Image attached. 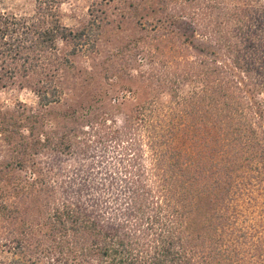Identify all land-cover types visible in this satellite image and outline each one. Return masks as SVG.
Returning a JSON list of instances; mask_svg holds the SVG:
<instances>
[{"label": "trees", "instance_id": "obj_1", "mask_svg": "<svg viewBox=\"0 0 264 264\" xmlns=\"http://www.w3.org/2000/svg\"><path fill=\"white\" fill-rule=\"evenodd\" d=\"M163 5V59L151 47L147 63L154 94L121 125L49 114L62 103L58 74L69 61H56L59 41L72 54L94 48L99 18L72 29L0 11V69L38 76L40 106L0 107L1 135L20 155L0 162V264H264V221L240 224L231 202L239 191L227 185L238 172L264 179V0ZM93 138L115 149L112 168L94 176L83 170L93 162L68 174L36 158L43 149L87 155ZM224 183L219 221L195 234L198 201Z\"/></svg>", "mask_w": 264, "mask_h": 264}, {"label": "rangeland", "instance_id": "obj_2", "mask_svg": "<svg viewBox=\"0 0 264 264\" xmlns=\"http://www.w3.org/2000/svg\"><path fill=\"white\" fill-rule=\"evenodd\" d=\"M172 5L173 3L169 4ZM163 6V0H0L2 12L18 17L57 18L61 24L72 29L87 25L95 16L101 20L100 28L96 30L94 48L79 49L76 54H72L74 51L70 44L59 41V57L56 61L64 58L69 61L62 64L58 74L57 84L62 89V103L56 104L54 109H48L51 119L60 112L78 111L80 115L86 116L85 120H89L86 123H99L106 116L111 125L123 124L133 106L148 100L154 94L153 79L147 78L150 70L147 63L150 51L154 53V49L149 50L151 47L160 48L159 51L155 50L163 59ZM165 27L167 31L169 28L174 29L175 25ZM177 28L186 35L190 34V29L184 22H180ZM183 38L179 37V41L178 38L175 39V43L178 44ZM20 63H23V59L18 61ZM1 64L3 62L0 59ZM157 66L160 68L159 62ZM11 70L9 65L5 71L0 69L2 110L6 106L12 110L21 103L34 108L40 107L33 87L39 77H24L22 73L13 77ZM168 98V92L159 94L161 100ZM106 112L109 114L106 115ZM58 117L62 119L60 114ZM54 127L55 124L49 122L46 128L54 133ZM3 136L0 132V162L6 164L20 155ZM88 144L87 155L60 154L51 149H43L36 158L56 164L68 174L83 169L81 166L85 162H93V168L83 169L84 172L91 171L93 176L97 171H105L108 166L112 168L115 155L113 142L100 144L93 138ZM207 154L210 155V152ZM24 158L29 159V156ZM15 173L23 177L26 175L25 171ZM212 176L215 178L217 174ZM227 181L228 186L231 184L237 187L236 193L239 191L231 202L235 206V214L238 213L240 224L254 225L264 221V179L256 182V179L244 172H238ZM225 184L217 190L216 187L213 188L207 194L212 195L211 197L202 196L198 201L189 221L190 230L195 234H207L212 222L219 221V205L221 199L226 197ZM28 206L33 208L34 204L29 202ZM2 225L4 226L0 223V229ZM258 234L263 236L264 232L259 231Z\"/></svg>", "mask_w": 264, "mask_h": 264}]
</instances>
